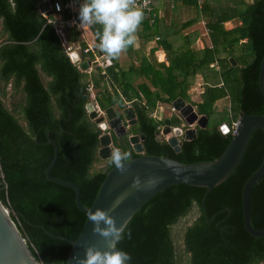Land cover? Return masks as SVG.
Listing matches in <instances>:
<instances>
[{
  "label": "trees",
  "instance_id": "16d2710c",
  "mask_svg": "<svg viewBox=\"0 0 264 264\" xmlns=\"http://www.w3.org/2000/svg\"><path fill=\"white\" fill-rule=\"evenodd\" d=\"M40 1L0 0V201L36 260L66 264L72 245L65 238H77L86 215L76 206L72 188L46 177L54 155L46 133L58 146L50 174L77 185L85 207L91 206L106 173L114 167L109 159L97 155L103 131L87 111L92 101L89 87L95 90L94 101L101 110L121 111L131 106L135 112L136 122L127 126L124 138L112 133L113 148L130 151L132 158L158 155L182 163L217 158L231 139L233 122L242 114H264V95L258 86L264 56V0L243 1V9H238V0H202L200 5L193 0L203 14L211 45L174 50L159 39L168 64L142 55L138 64L132 56L125 69L111 60L89 70H81L65 51L69 45L75 49L87 46L81 31L64 27L63 43L54 24L39 11ZM49 1L53 6L56 0ZM59 1L61 16L67 19L69 0ZM234 18L240 24L227 26ZM154 22L156 18L152 22L144 18L146 30H138V35L141 32L144 40L158 35L159 30L151 28ZM90 28L95 35L99 26ZM83 57L90 60L92 53ZM197 76L203 90L199 101H193L189 90ZM6 97L12 100L11 107ZM178 97L208 121L204 128L195 126V138L182 137L175 151L165 139H158L157 131L165 118L173 127L179 126L180 119L175 114L164 118L152 113L158 103H173ZM221 99L227 103L218 111L216 102ZM222 124L229 127L227 133L221 130ZM130 135H144L141 153L134 152ZM263 156L264 133L256 129L234 172L207 195V217L201 205L205 187L169 186L132 216L128 223L131 239L125 236L119 248L130 255L132 264H264V236L246 231L241 197L245 181ZM101 160L104 166L92 171ZM250 202L251 224L262 229L264 177L253 186ZM184 218L179 241L174 228Z\"/></svg>",
  "mask_w": 264,
  "mask_h": 264
},
{
  "label": "water",
  "instance_id": "95a60500",
  "mask_svg": "<svg viewBox=\"0 0 264 264\" xmlns=\"http://www.w3.org/2000/svg\"><path fill=\"white\" fill-rule=\"evenodd\" d=\"M39 11L45 13L46 16L52 14L51 3L49 0H42L38 4ZM77 51H72L70 59L78 64L81 70H87L90 65L89 60L79 62V59L73 55ZM230 62L235 65V61L230 58ZM258 86L264 95V56L260 62ZM175 107L174 114L180 119L183 126L187 129L180 130L179 128L173 129L169 118L164 119V126L161 130L157 131L158 139L163 136L166 142L179 151L182 142L181 136L185 140L195 138V126L204 128L207 124V117L199 115L195 107L191 103L185 102L178 97L173 101ZM87 111L89 112L90 119L98 125L103 131L99 137V149L97 152L98 157L101 159H109L112 147V135L106 132L108 129L112 130L117 137L126 134L127 126L136 122V116L133 108L127 106L121 111L115 110L113 107H108L104 110L103 114H98L94 108V102L91 101L87 104ZM126 122V125H125ZM192 125L193 127H189ZM256 129H261L264 133V114H242L238 119V124L232 132L231 139L220 156L208 161H197L191 163H182L177 160L171 159L167 156L158 155H144L132 158L128 163V170L121 173L111 168L101 183L99 190L90 207H85L80 202V191L77 185L72 182L54 177L50 174V170L54 165L57 154L58 146L46 133L48 143L53 146L54 155L48 164L45 174L48 180L68 186L75 191V204L85 215L86 219L82 229L75 240H68L72 247L68 254L66 264H76V257H83L84 246L86 244H95L101 248L106 247L105 241L102 237L94 234L92 231V223L88 221V211L95 210L96 208H111L114 201L118 198L122 201L119 206L111 214L116 218L117 224L120 225L128 221L132 216L145 204L154 194L162 191L163 189L176 185L187 184L191 186L205 187L206 191L201 200V205L204 214L207 217L204 203L209 192L220 183L224 182L236 169L240 163L246 147L248 145L252 132ZM223 133L229 131L226 124L221 125ZM144 135H130L128 140L135 153L143 151L141 140ZM139 177L141 181H146L150 177L162 178L155 187L148 190H136L133 188V180ZM264 177V156L260 166L253 172L245 181L242 187V213L243 224L246 231L255 237L264 236V228L257 229L251 224V190L253 186ZM213 216L210 221L214 219ZM64 238L61 236H57ZM0 264H41L30 252L25 238H23L17 229L15 223L0 201ZM126 264H132L127 261Z\"/></svg>",
  "mask_w": 264,
  "mask_h": 264
},
{
  "label": "clouds",
  "instance_id": "9594fccd",
  "mask_svg": "<svg viewBox=\"0 0 264 264\" xmlns=\"http://www.w3.org/2000/svg\"><path fill=\"white\" fill-rule=\"evenodd\" d=\"M78 17L79 27L99 26L95 33L97 43L94 46L109 60H115L129 47L135 46L145 11L137 0H82ZM73 55L79 59L76 53ZM131 159V152L119 147L113 148L109 155L110 164L122 174L128 170ZM161 179L150 177L142 182L136 177L132 186L136 190H148L155 187ZM121 202L118 198L109 209L96 208L94 211H88L92 231L104 239L106 247L86 244L83 257L75 258L76 264H126L131 260L130 255L118 246L125 236L131 239L129 222L118 225L116 218L111 214Z\"/></svg>",
  "mask_w": 264,
  "mask_h": 264
},
{
  "label": "crops",
  "instance_id": "0c3cea01",
  "mask_svg": "<svg viewBox=\"0 0 264 264\" xmlns=\"http://www.w3.org/2000/svg\"><path fill=\"white\" fill-rule=\"evenodd\" d=\"M77 3V7L79 11V6L81 2L79 0H75ZM250 2L251 0H247ZM202 0H196V3L200 5ZM194 1L192 0H157L154 4V13L156 22H154V26L151 27L154 31L157 32L159 30V34L156 35L153 39L144 40L140 37V33H137V42L135 46H132L130 50H126L121 53L118 59L115 61L122 68H127L133 60L136 64L140 60L141 56L153 57L158 62H164L168 64L166 59L167 51L164 49L162 44H159V39H165L169 44L172 45L173 49L184 48L188 46L194 50H200L206 45H211L208 28L205 25V20L203 18V14L198 12L194 7ZM154 18V20H155ZM158 23V24H157ZM158 26H155V25ZM227 26H237L240 24V20L238 18H234L231 21L226 22ZM146 30V27H142L138 29ZM82 37L85 39L86 43H92L94 41V33L92 32L90 26L81 27ZM197 84V94L195 96L189 94L193 101H199L200 94L202 92V79L200 76L196 77ZM199 87V88H198ZM152 88V87H151ZM225 99H221L219 101H224ZM216 102L217 103L219 102ZM226 101V100H225ZM163 105H167V103H158L157 109L155 112L158 114L162 112L164 108Z\"/></svg>",
  "mask_w": 264,
  "mask_h": 264
},
{
  "label": "built area",
  "instance_id": "2783aa9c",
  "mask_svg": "<svg viewBox=\"0 0 264 264\" xmlns=\"http://www.w3.org/2000/svg\"><path fill=\"white\" fill-rule=\"evenodd\" d=\"M157 0H137V3L140 4L144 8L145 11V18L149 19L151 22L155 18V13H154V4ZM63 6L59 0H56L53 3V6L51 5L52 9V17L46 16L45 13H41L42 15L48 17V22L53 23L56 31L60 34L62 37V42L65 43V35H64V27H75L76 29L81 31V27H79L80 21L77 16V3L75 0H69L68 4L66 5L69 17L67 19H63L61 16V10ZM96 44L95 37L94 41L92 43H87V46L84 49H75L73 48L72 45L66 46L65 51L67 55L70 58V54L72 51H77L79 53V62L83 60H89L87 58L83 57V54H86L88 52L92 53V59H90V65L88 70L95 64V65H105V64H110L111 60H109L105 54L98 51L97 48L94 46ZM72 61V60H71ZM74 63V61H72ZM78 65V64H76ZM102 74H105L104 71H102ZM88 90L91 93V99L94 102V108L97 111L98 114H103V110L100 109V107L96 104L94 101V96L95 93L93 92L92 87H89ZM168 108L170 112L175 111V107L173 104H168ZM152 115L154 117H159L157 112H153ZM238 124V120L232 123V132L235 130L236 126ZM189 127H193L192 125H189Z\"/></svg>",
  "mask_w": 264,
  "mask_h": 264
},
{
  "label": "rangeland",
  "instance_id": "374dc122",
  "mask_svg": "<svg viewBox=\"0 0 264 264\" xmlns=\"http://www.w3.org/2000/svg\"><path fill=\"white\" fill-rule=\"evenodd\" d=\"M239 2H240V4H239V6H237L238 7V9H243V7H244V2L243 1H245V2H248L247 0H238ZM1 25V24H0ZM42 78H43V80H44V82L47 80V77H45L44 75L42 76ZM201 78V77H200ZM197 80L195 79V81L193 82V84H192V86H191V90H190V94L191 95H193V96H195L196 94H197V84L195 83ZM199 88V87H198ZM7 91H8V95L10 94V90H9V88L7 89ZM93 92L95 93V90L93 89ZM4 101L6 102V105L8 106V107H11V99L10 98H8V97H6L5 99H4ZM226 103H227V101H219L218 103H217V105H216V108L218 109V111H222V109L225 107V105H226ZM168 104L169 103H167V105H163L164 106V108L162 109V112H161V114L159 113L158 115H159V117H168L169 115H170V113H169V108H168ZM180 124H181V121H180ZM179 124V125H180ZM104 161H98V162H96L95 163V165H94V167H93V169H92V171H96V170H98V169H100L101 167H103L104 166ZM195 215H196V212L194 211L193 213H192V218H194L195 217ZM187 220V218H184V219H182L179 223L180 224H178V225H176L175 226V228H174V231H175V238L177 239V240H179L180 241V239H181V231H182V228H183V224H184V222ZM182 224V225H181Z\"/></svg>",
  "mask_w": 264,
  "mask_h": 264
},
{
  "label": "flooded vegetation",
  "instance_id": "af4514ba",
  "mask_svg": "<svg viewBox=\"0 0 264 264\" xmlns=\"http://www.w3.org/2000/svg\"><path fill=\"white\" fill-rule=\"evenodd\" d=\"M169 104H172V103H169ZM115 110H119L118 108H114ZM172 114H174V112H170V116H172ZM171 122V121H170ZM125 125H126V122H125ZM171 127L173 128V129H176V128H179L180 130H185V129H187V127L186 126H183V124L181 123L179 126H177V127H173L172 125H171ZM162 129V128H161ZM160 129V130H161ZM106 132H110L111 133V135H112V133H113V131L112 130H110V129H108ZM114 134V133H113ZM126 134H127V132H126ZM126 134L125 135H123V136H121V137H123L124 138V136H126ZM183 136H181V138H182ZM161 139H165L166 140V138H165V136H163ZM112 141H113V138H112ZM112 147H113V142H112Z\"/></svg>",
  "mask_w": 264,
  "mask_h": 264
}]
</instances>
